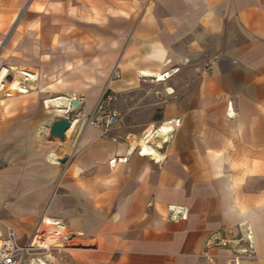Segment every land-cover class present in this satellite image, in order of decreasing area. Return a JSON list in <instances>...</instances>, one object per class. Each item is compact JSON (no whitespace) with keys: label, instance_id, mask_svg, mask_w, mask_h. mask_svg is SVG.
I'll return each instance as SVG.
<instances>
[{"label":"crops","instance_id":"0c3cea01","mask_svg":"<svg viewBox=\"0 0 264 264\" xmlns=\"http://www.w3.org/2000/svg\"><path fill=\"white\" fill-rule=\"evenodd\" d=\"M134 1L140 11L135 29L116 37L114 29L101 32L112 42L99 39L89 67L74 59L71 69L57 68L82 81L102 80L122 65L108 85L131 103L117 110L123 120L107 134L79 123L66 140L45 131L26 148L9 122L8 141L0 134V222L25 243L44 215L61 221L78 236L56 253L57 264H226L230 251L206 243L225 228L247 224L256 244L247 264H264V0ZM123 2L129 8L132 0ZM61 12H69L66 2ZM25 34L10 48L11 60L49 75L45 32L39 40L35 31ZM206 64L212 66L204 73ZM176 66L189 67L196 83L207 79L215 86L180 88L172 78ZM143 71L169 77L154 81ZM136 79L170 86L150 95ZM94 96L82 102V118L93 110ZM146 109L149 119L133 120ZM177 119L158 161L139 154L132 141L149 123L157 128ZM50 150L60 153L57 164L45 160ZM169 206L183 207L186 218L171 220ZM21 233L29 236L23 240Z\"/></svg>","mask_w":264,"mask_h":264},{"label":"rangeland","instance_id":"374dc122","mask_svg":"<svg viewBox=\"0 0 264 264\" xmlns=\"http://www.w3.org/2000/svg\"><path fill=\"white\" fill-rule=\"evenodd\" d=\"M123 1L125 0H80L75 2H67V0H0V35H2L3 46H7V48L0 50V61L6 67L15 66L17 68L23 66L22 68H26L31 72L40 73L35 66L27 67L12 61L11 57L14 54L10 48L17 40L26 35V30L37 32L38 40L41 39L42 31H44L45 38L43 41L46 51L43 52L42 59L49 66H53L52 73L43 75L40 78L36 90H29L28 94L22 96L9 97L4 93L0 95V123L4 128L0 134L3 142L8 141L4 138L10 132L8 129L9 122L16 124V129L12 131L17 135L16 141L21 148L31 145L34 140L42 137L45 131L47 135L49 134L48 125L50 123L47 125L48 120L52 122L58 118L69 117L73 121H77L76 126L81 123V128L85 127L86 125L80 115L82 107L63 115L58 113L54 107L44 106L45 100L58 96L75 95L77 100L85 102L88 97H95L96 94L98 97L95 103L97 104L101 95H112L114 98L111 106L118 111L127 110V106L131 104L130 101L122 97L121 93H112L108 85L109 82L118 78L113 76L114 74L121 76L122 65L114 64L112 72H109L110 75H104L102 80L87 79L89 76H85V80L80 81L70 75L69 77L68 75H62L61 69L57 72V68L60 66L65 70L71 69L73 67L71 63L74 62V59L81 60L82 68L89 67V63L96 58L95 51L100 49L97 47L99 39H102L104 43L112 42V39L108 40L106 38L105 33H101L105 32L106 29L109 31L114 29L113 35L110 34L114 37L121 36V29H135L140 15L139 4L132 0L128 8L127 5L124 6ZM65 2L69 12L65 13L66 16L61 15L59 17V14L63 13L61 11ZM16 29L17 34L11 42L12 32ZM75 47L76 49H74ZM18 58L22 59L23 57L19 55ZM62 64L64 65L62 66ZM211 66L212 64H206L201 69L204 73H207ZM187 68L188 70H184L182 67L176 66L173 69L177 72L172 78L176 79L174 83L180 88L194 89L199 84L203 88L215 86L212 82L207 83V79L205 82L196 83L195 76L192 74L193 71L189 67ZM204 78L206 77L204 76ZM136 83L140 85L138 89L144 90L150 95H154L156 92L170 86L163 83L156 84L148 80ZM128 89H132V86H129ZM227 100V97H225V104ZM143 102V104H146L147 99H144ZM150 116L149 110H138L133 120L141 119L145 121ZM154 116L157 117L156 114ZM122 120L123 115L121 113ZM27 123H29L28 127L26 126ZM38 225L34 226L33 231ZM20 235L23 240L29 236L27 233H21ZM52 253L55 257H58L56 256L57 252L52 251ZM39 258L41 259V257ZM58 260L59 258L56 261L50 259L49 264H57Z\"/></svg>","mask_w":264,"mask_h":264},{"label":"built area","instance_id":"2783aa9c","mask_svg":"<svg viewBox=\"0 0 264 264\" xmlns=\"http://www.w3.org/2000/svg\"><path fill=\"white\" fill-rule=\"evenodd\" d=\"M6 68L4 69L5 72L7 71ZM5 74L3 79L12 76L11 72ZM113 76L119 78L118 74ZM113 98L112 95H101L91 113L83 118V123L86 126L99 128L103 134H107L113 127L117 126L121 121V114L111 106ZM170 123L173 132L179 126L180 120L177 119ZM110 163L114 165L115 160ZM167 212L171 220L186 218V210L183 207L169 206ZM54 225L57 229L47 236L35 228L30 239L21 243L14 228L0 222V264H33L38 261L39 257L45 259L47 256L56 261L58 257H55L52 251L65 252L72 247V240L78 235L69 231L59 220H55ZM58 245L62 247H58ZM209 245L225 247L230 251L226 264H247L246 261L256 256L255 239L247 224L223 229L215 235L211 242L206 243L205 248H208Z\"/></svg>","mask_w":264,"mask_h":264},{"label":"bare ground","instance_id":"6f19581e","mask_svg":"<svg viewBox=\"0 0 264 264\" xmlns=\"http://www.w3.org/2000/svg\"><path fill=\"white\" fill-rule=\"evenodd\" d=\"M5 67L6 66L0 61V95L4 93L5 95L9 97L22 96V95L28 94L29 90L37 89L38 82L40 78L42 77V73L31 72L26 68H22L23 66L22 67L20 66L17 68L15 66H9L6 68L7 71L5 72L4 70ZM10 72L12 76L6 79H3L4 76L6 75L5 73L8 74ZM142 76L148 79H152L154 81L155 80L163 81L165 78L169 77V74L166 73L163 75L157 71L154 73L150 71H143ZM71 101H69V99L64 98V97H55V98L45 100L44 106L54 107L58 113H61L64 115L71 111V105H70ZM231 115L233 114H230V115L228 114L229 117ZM49 123H50V120L47 121V125ZM76 123L77 121L75 120L71 121V126L65 132V137L63 140H66L69 137L70 133L74 130ZM171 132H172L171 123L162 124L161 126L157 128H154V126L151 124L144 131L143 135L139 139L133 140L132 143L136 147H138V150L141 151V155L150 157L152 160L158 161L160 159V154L158 151H160L163 148V145L165 141L168 139L169 133ZM136 147L132 148L133 151L135 150ZM59 155L60 153L50 150L46 152L45 160L50 164H57ZM54 222H55L54 219H50L47 216L42 217L37 227L38 231H42L43 234L47 236L49 233L57 229V227L54 225ZM58 247H62V246L58 245ZM48 259H52V258H49L48 256L45 259L39 258L38 261H36L33 264H49Z\"/></svg>","mask_w":264,"mask_h":264},{"label":"water","instance_id":"95a60500","mask_svg":"<svg viewBox=\"0 0 264 264\" xmlns=\"http://www.w3.org/2000/svg\"><path fill=\"white\" fill-rule=\"evenodd\" d=\"M71 112L76 111L82 107V102L74 99L70 102ZM71 121L69 117L58 118L49 124V136L64 139L65 132L70 128ZM161 146V145H160ZM65 159H62L64 162Z\"/></svg>","mask_w":264,"mask_h":264}]
</instances>
